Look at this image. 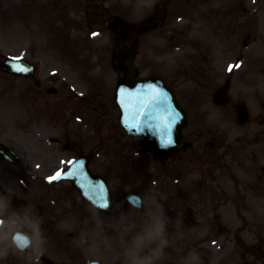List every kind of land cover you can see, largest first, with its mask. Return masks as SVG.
I'll list each match as a JSON object with an SVG mask.
<instances>
[{
    "label": "flooded vegetation",
    "instance_id": "obj_1",
    "mask_svg": "<svg viewBox=\"0 0 264 264\" xmlns=\"http://www.w3.org/2000/svg\"><path fill=\"white\" fill-rule=\"evenodd\" d=\"M97 7L99 8L98 5ZM246 8L247 2L245 0H145V4H143L146 19L141 23V28L138 30L135 40L132 41V45L135 47L132 52V63H136L138 41L143 38L150 41L154 37L156 42L161 41L160 46H155V42H146L147 48H153L151 54L156 53V48L172 51V59L164 66L160 75L171 85L175 91L178 104L187 115L186 129L181 132L182 139L198 140L204 134L203 131L198 130L195 124L196 116L194 115H196L198 103L189 95L181 96L186 84H195L199 87L200 95L198 97H203L201 95L202 89H215L216 85L220 84V80L227 78L224 74L225 70L235 58V65L242 64V66L240 69L230 72L228 76L233 84L230 93L234 100L230 101L227 113L233 115L235 112L233 106L248 97L247 75L242 72L246 71L249 64L248 60L255 56L252 55L249 58L247 48L241 47L239 43L240 37L248 31ZM79 12L84 14L86 20L87 6L81 7ZM81 18L79 15V19L76 21L80 28L82 27ZM93 23L99 24L102 31L116 32V34L127 25L126 22L121 23L120 20H116L115 22L111 21L110 26H106L108 25L107 21L104 22V25L97 16ZM232 27L235 31L232 30ZM134 35L135 32L132 38ZM168 37L169 44L165 45ZM172 64H176V69ZM250 64L257 66L259 63L251 62ZM258 94L261 93L258 91ZM200 105L203 107V104ZM261 108L262 112L259 117L260 123L264 127V103H262ZM180 160L183 161V158ZM66 203L62 207H49L45 215L46 221L42 223L55 235H62L61 230H66L64 259L55 252H51L50 255L52 259L62 263L83 264L87 261H83V259L88 257L86 249L77 247L71 241L80 238L84 243H87L88 249L97 243H101L104 233L101 228V231H98L97 221L102 220L101 216L103 215L96 211V213L94 211H92L93 213L89 212L79 195L71 200H66ZM120 209H122L124 216L130 213L126 208L117 205L115 206L117 217L114 219L120 218ZM151 215V213L144 215V219L147 221ZM141 216L133 215L130 219L133 220ZM112 224L113 221H109L107 225ZM107 234L116 235L112 227H109ZM174 240L175 238L172 236L169 243L173 245ZM176 250L177 247L166 248L165 258L177 260L180 254ZM249 250L252 249H246V251ZM257 254L260 255V253ZM245 263L252 264L247 261ZM106 264H111V262Z\"/></svg>",
    "mask_w": 264,
    "mask_h": 264
},
{
    "label": "rangeland",
    "instance_id": "obj_2",
    "mask_svg": "<svg viewBox=\"0 0 264 264\" xmlns=\"http://www.w3.org/2000/svg\"><path fill=\"white\" fill-rule=\"evenodd\" d=\"M23 2V0H0V44L3 45L5 38L3 37V30L8 29L9 27H11L12 30H14L15 28V24L18 23L20 21V18L17 17L19 16V11H18V7L19 5H21V3ZM25 17V15H23ZM9 24V25H8ZM3 25V27H2ZM264 30V27H263ZM262 28L261 31L263 32ZM10 34L12 32H9ZM10 40H15L13 37H8ZM21 51V49L19 51H15V52H11L14 55L19 54V52ZM16 53V54H15ZM11 54V55H12ZM49 60V58L47 59V61ZM71 61H75V57L74 54L71 57ZM70 71V70H69ZM44 73H48L49 69H43ZM81 71H75L72 70L70 71V75L69 78L73 79L74 77L78 76L79 73ZM82 73H84V71H82ZM86 75V74H85ZM87 76V75H86ZM8 79H6V77L3 75V86L2 89L5 93V97L3 98V121L5 122L6 119L9 118L10 116V111L8 109V103L9 100L12 97L17 96V91L18 88L15 86L17 83L15 82H8ZM71 84H75V83H71ZM75 87V86H74ZM78 89V86H76ZM1 88V87H0ZM13 90V91H12ZM84 93H90L91 88H89V85H84L83 88L78 89ZM12 91V92H11ZM91 97V96H90ZM93 104H92V109L97 105V102L95 99H93ZM1 102V101H0ZM73 102V100H72ZM7 106V107H5ZM75 105H69L70 107V112H68L69 117H72V121L74 120V117L76 115V113H74V107ZM83 111L87 112V109H81ZM50 114L51 111H49ZM91 113L90 111H88L87 114ZM7 115V116H6ZM61 119H63V115L61 116ZM222 117L219 116L217 113H215V116L212 118L211 120V127L214 129H218V131H222L225 132L228 130V125L226 127V125L223 123H221ZM204 125H207L206 122L204 123ZM52 126V125H51ZM50 126V127H51ZM59 126V125H58ZM57 126V127H58ZM73 129L74 128H78V130L75 132L74 135V140H71V143H74V147H75V152L76 153H87L89 152L92 147H93V140L92 142H90L89 140L85 139L88 135L85 132V129H82L80 127H84L83 125H77V122H73L72 123ZM107 123H104V128H103V134H95V138L100 139L103 137V141L107 140L109 138V133H107L104 129L106 128ZM47 128H50L49 126L46 125ZM58 132H61L62 129L61 128H57L56 129ZM101 130H99L100 132ZM55 134H61L62 133H55ZM108 135V136H107ZM234 133L231 135V138H234ZM24 136H27L26 134ZM1 138L3 139V141L7 142L9 145H11L12 147L16 148L21 154H23L25 157H23V161H31L29 160L30 156L29 147L25 144L24 140L26 138H22L20 137H16L15 135H13L10 132H4L3 135H1ZM95 140V142L97 143L98 140ZM231 142H228V144H230L229 146H226V150H229L231 153V160H232V164H236L233 167L235 168L236 173H244L246 172V165L248 166L249 161L251 160V157H249L247 155V150H246V145L242 142L241 140H236V139H232L229 140ZM112 146L104 143L103 148L100 150L99 153V158H112V154L114 153L115 156L117 154V152L114 150L111 151ZM64 151H60L57 152V154H59L56 157V162L58 165V160L60 158H64L63 160H67L69 157H74V154H70ZM22 155V156H23ZM64 162H61L59 166L64 165ZM40 171L42 173H44V169H45V165L41 164L40 165ZM32 169V170H31ZM13 170L11 167H9L8 165H4L3 163V178L0 179V219H3V228L0 227V264H16L15 260L18 261L19 257L18 256H14L12 255V247H11V243H10V235H11V230L14 229L16 227V225H19L21 227L26 228L27 230H32V225H28L25 221L20 220V217L17 215L16 216V211L14 209V204H13V200L12 198L5 196L3 194L4 191L8 190L11 191L9 192L10 196H16V195H20V196H24L26 197L29 201V204L33 207L35 206L34 203H36L37 201V197H40L41 194L39 192H36L38 187H42L43 185L39 182L34 180L31 176H27V179L24 181L25 185L24 186H18L16 184H19L17 181L13 182V181H9L7 179H5L4 174L8 171ZM17 170H22L17 168ZM30 171H34V165L30 166ZM23 184V183H21ZM23 187H26V189H24ZM11 188V189H10ZM13 226H15L13 228ZM3 259V260H2Z\"/></svg>",
    "mask_w": 264,
    "mask_h": 264
},
{
    "label": "clouds",
    "instance_id": "obj_3",
    "mask_svg": "<svg viewBox=\"0 0 264 264\" xmlns=\"http://www.w3.org/2000/svg\"><path fill=\"white\" fill-rule=\"evenodd\" d=\"M97 227L104 228L103 220L97 221ZM109 227L116 235L104 236L101 246L111 253V264H161L165 258L169 240L167 218L162 207L139 226L134 221L120 217L114 219ZM97 261L98 264H105L101 256L97 257ZM193 261L198 262L199 257L190 253L183 264H193Z\"/></svg>",
    "mask_w": 264,
    "mask_h": 264
},
{
    "label": "snow or ice",
    "instance_id": "obj_4",
    "mask_svg": "<svg viewBox=\"0 0 264 264\" xmlns=\"http://www.w3.org/2000/svg\"><path fill=\"white\" fill-rule=\"evenodd\" d=\"M229 70L231 71V68ZM17 71L23 72V71H26V68H19V69H17ZM169 115L171 116V123H175L176 119L178 118V113H171L170 112ZM166 142L171 143V139L169 138ZM61 175H62L61 172H57L55 176L49 178V182L59 179L61 177ZM104 206H106V205H104Z\"/></svg>",
    "mask_w": 264,
    "mask_h": 264
}]
</instances>
